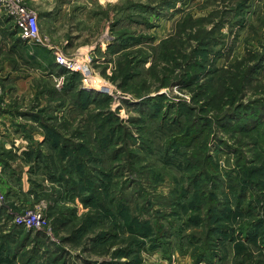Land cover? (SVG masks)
Listing matches in <instances>:
<instances>
[{
  "label": "rangeland",
  "instance_id": "obj_1",
  "mask_svg": "<svg viewBox=\"0 0 264 264\" xmlns=\"http://www.w3.org/2000/svg\"><path fill=\"white\" fill-rule=\"evenodd\" d=\"M39 1L28 6L37 16L40 42H29L25 51L11 48L17 34L9 18H0V115L7 114L10 124L22 133L20 148L14 139L0 140V232L4 224H15V217L28 210L40 211L46 225L29 230L20 226L24 231L19 228L18 235L4 244L8 253L3 254V263L20 264L26 257L23 252L34 247L35 253L27 254L28 259L37 256L32 264H208L195 262L200 253L210 264H264V215H260L264 197L254 200V215H249L247 202L242 206L246 215H221L217 226L241 233L234 234L233 240L217 244L209 231L211 220L204 223L213 211L217 214V197L221 199L217 165L222 173L261 167L264 0H56L53 9L49 2ZM47 9L50 14L44 19ZM3 23L10 28L1 27ZM164 41L177 43L188 62L194 60L182 83L173 79L179 69L174 71L163 58L166 50L159 49ZM37 51L44 53L43 63L31 60L30 67L17 66L16 75L24 79L29 73L31 78L24 81L17 76L18 95L9 88V102L1 104L4 83L15 87L5 64L14 68L13 57ZM56 53L85 62L90 69L87 78L71 72L79 76L75 86L110 97L100 108L89 107L102 113L97 119L79 111L72 105L74 95L63 92L64 73L70 72L55 67ZM257 61L259 69L242 85L235 83L229 97L218 105L220 94L209 73L238 67L245 74ZM169 73V81L177 84L161 83L163 74ZM190 75L195 76L193 84ZM199 85H203L200 98ZM177 102L198 121L200 130L181 132L185 119L173 107ZM256 106L258 116L234 122ZM155 107L162 109L168 128L161 129L159 121L148 117ZM108 114L117 120L108 119ZM243 121L248 132L237 128ZM45 124H51V132L47 133ZM118 125L128 127L131 137L118 140L115 148L126 145L127 150L114 156L100 144L104 130ZM50 137L59 140L57 149L50 146ZM193 155L201 157L194 174L203 170L200 185L207 186L199 199L178 169L179 160ZM78 166L84 167L86 180L96 172L90 178L98 186L94 198H90V185L75 170ZM213 176L216 179L211 182ZM186 187L190 191L184 198ZM131 193L136 201H127ZM140 193L145 197L141 199ZM187 199L201 205V210L184 208ZM229 207L237 209L234 204L225 209ZM139 223L149 224L147 236H135ZM254 227L260 228V235L246 240V231Z\"/></svg>",
  "mask_w": 264,
  "mask_h": 264
},
{
  "label": "trees",
  "instance_id": "obj_2",
  "mask_svg": "<svg viewBox=\"0 0 264 264\" xmlns=\"http://www.w3.org/2000/svg\"><path fill=\"white\" fill-rule=\"evenodd\" d=\"M247 0H244V2L246 3ZM8 22V21H7ZM6 22V23H7ZM10 24L7 27V25L5 23H3V25H1V27H6L10 28ZM7 30H11V29H7ZM16 34V31H15ZM20 39V38H19ZM177 43H170V42H162L161 44H159V49H163L166 50L165 54L163 55L164 60L169 63L172 67L173 70L175 71L177 68L179 69L178 74L173 77V79H180V82L182 83V81H184L182 78L188 75V67L193 65V61L191 63H189V57L187 56V54L185 53V51L183 50L184 48H180L178 47V45H176ZM264 58V53H262L260 55V59ZM191 64V65H190ZM260 67V61L256 62V64L254 66L249 67L246 71L245 74H242L241 71L237 68H235L234 70H231L229 68H217L215 70H212L211 73H209V78H214L211 80V82L216 86L217 85V91L219 92V98L217 97V104L218 105H222L224 103V101L226 100L225 98L228 96L229 97V92L232 91V88L234 86L235 83H240L242 85L243 81H247V79H249L248 77L250 76V74L252 75L255 71H257ZM67 78L65 81V87H62L63 92L64 93H69L71 95H74L75 100L72 101V105H74L79 111H84L86 112V114L90 117V118H98L99 116H101L102 113H100L96 108L94 109H90L89 107L91 105L93 106H97L98 108H100L103 105H106V103L110 100V97L107 95H103L100 93H96L93 91H87L83 88H81V86H75L74 82L77 81V76L78 74L76 73H64ZM164 78L161 80L162 84H166L165 86L171 84H177V82H171V80L169 81V78L172 76L171 73H169L168 75L163 74ZM246 76V78H244ZM178 78V79H177ZM158 81V79H156ZM195 80V76H191L190 75V79L189 81L191 82V84H193V81ZM168 82V83H167ZM203 85H199L198 88V96L199 98L203 95V92L201 91ZM62 92V93H63ZM198 99V98H197ZM181 101V100H180ZM180 102H177L175 105H173V107L175 108L176 111L178 112H182V114H184L183 119L185 124L183 125V127L181 128V132L184 131L185 134H191V132L193 131V129L200 130L199 126H198V121H194L190 118L189 113L187 111V113L183 112V107L179 104ZM168 107H172L170 104L168 105ZM256 108H258V110H260V108L258 106L254 107L253 109H251V114H239L234 122L237 123H241L242 120H244V118H251L252 116H258V110H256ZM155 113L152 115H149L148 117L151 118L152 120H156L160 122V128L161 129H165V119L164 116L161 115V108L160 107H155L154 108ZM104 114V113H103ZM188 114V115H187ZM103 118L105 115H102ZM108 119L111 118H116V116L114 114H108L106 115ZM53 117H47L46 119H52ZM106 118V119H107ZM179 120L180 116L178 117ZM105 119V118H104ZM117 120V118H116ZM250 120H254L250 119ZM48 121V120H46ZM45 121V122H46ZM177 122V121H176ZM257 125L260 124V121L256 122ZM178 125L180 123H177ZM245 121H243L242 124H239L237 126L238 129L241 130H246L248 132L247 127L244 125ZM107 125L102 124V126ZM44 128L47 130L48 132H51L52 126L51 124H45ZM168 128V127H166ZM110 131H105L102 134H106L103 137V144L101 145V148L103 150H112L109 152V154H114V156H116L117 153H119L120 151H126L127 150V146L126 145H122V147L120 149L115 148V146L118 144V140L121 139L123 136H130L131 137V132L128 129V127H123L122 125H118L116 127H112L109 129ZM250 131V129H249ZM200 132V131H199ZM251 132V131H250ZM99 137V134H98ZM53 137H50L49 139L47 138V140H49V144L52 148L57 149L58 145H59V140L58 139H52ZM94 141H96V139H94ZM48 143V142H47ZM88 143L90 144V141H88ZM98 143V142H96ZM77 146V145H76ZM82 146V145H80ZM260 151V159H261V163H260V169L259 167L257 168H253V169H242L240 167H237V172L233 171L232 173L230 172H225L222 173L220 171V169L218 168L217 165V188L222 186L221 189V199H219L217 197V214L213 211V215H208V218L204 219V223H206L207 221L211 220V223L213 224V229L212 226L209 227V231L210 232H214L215 236L214 239L216 237L217 239V244H219V242H221L222 240H233V235L237 234V236H240L241 233H238L239 231L236 229H229V228H225L223 225L217 226V224L220 222L221 220V215H228L229 213H234L236 212L235 215H246L245 212L242 209L243 203L247 202V207H248V212L249 215H254L256 206L253 205V202L256 198L258 197H264V188H260V185H262L264 187V157H262V155H264L263 151ZM262 154V155H261ZM183 156V155H181ZM178 169L179 171L182 173V180L183 181H188L190 185H192L196 190V194H197V198L199 199L200 197V193L202 194H206V192L204 191L205 188L207 186H201L200 183L202 182V179L205 178V173L203 170L198 171L197 174H194V172H196L197 170L200 169V165H201V157L200 156H186V158H184L183 160H179L178 161ZM84 167H76L75 170H77V172L80 174V176L82 178L83 174H82V169ZM193 168H198L193 170ZM96 172H92L89 173L88 176H86L87 180L84 178V183H88L90 186L89 187V193L90 198H94L95 197V192H96V188L98 189V186L92 182L93 179H90L91 177L96 176L95 175ZM63 176V175H62ZM263 178V181H257L254 182L251 178ZM61 179H63L60 176ZM65 181L67 180V178H64ZM91 181H90V180ZM216 178L213 176L211 178V182H213ZM262 183V184H261ZM72 188H76L75 185H72ZM188 187H186L184 192V198L188 197V193L190 190L187 189ZM226 189H229L230 193L227 194L226 193ZM142 191V190H141ZM202 191V192H201ZM143 192V191H142ZM78 194V193H77ZM139 196L142 198L145 197V193L142 194L140 193ZM136 195H133L132 193L127 196V201L129 199V202L131 201H136ZM128 202V203H129ZM144 206L147 207L146 202L143 203ZM236 205L237 209L235 211H231V208L229 207V211L227 208L229 205ZM128 206V205H127ZM252 208H251V207ZM190 209V207L192 209L201 210V205H194L192 202L189 201V199H187V204L184 206V208ZM128 208V207H127ZM214 210L216 209V206H213ZM139 209H145L143 207H139ZM212 209H210L209 211H211ZM224 210V211H223ZM0 213H3V209H0ZM1 215V214H0ZM3 215V214H2ZM260 215H264L260 213ZM126 216V215H125ZM123 216V218L125 217ZM205 217V215H204ZM1 218V217H0ZM9 218V217H8ZM93 220V219H91ZM9 222H7V224H4L3 229L5 228V230L0 232V264H4L3 261L4 259H1L3 254H7L8 252L6 251L7 248H4V244L9 242V239L13 238L14 236L18 235V231L19 228L22 229V227L17 226L16 224H10ZM197 223H201V220L197 219L196 220ZM140 224V231H138L137 233H135V236H141V237H145L147 236L150 231H149V224L148 223H144L143 225L141 223ZM259 224V223H258ZM243 226V224H241L239 227ZM245 228V226H243ZM246 229V228H245ZM23 230V229H22ZM24 231V230H23ZM241 232V231H240ZM247 236H246V240H253L255 239V237H257L258 235H260V228L259 227H254L252 228L250 231H246ZM152 235L154 234V232L151 233ZM38 236H41V232L40 231H36V234ZM192 242H198L196 239H193ZM215 244V242L213 243ZM218 248V247H217ZM25 251V249H22ZM31 252L32 254L35 253L34 251V247H32L29 250H26L24 253L25 260L21 261L20 264H32L33 260L35 257H32L31 259L27 258V254ZM17 252H14L13 257L16 256ZM218 253V250H217ZM218 256V255H217ZM22 258H24V256H22ZM207 262L208 264H210L209 258L206 257V255L204 253H200L198 256L195 257V262L199 263V262ZM112 264H118L117 262H110ZM122 264V263H119Z\"/></svg>",
  "mask_w": 264,
  "mask_h": 264
},
{
  "label": "built area",
  "instance_id": "obj_3",
  "mask_svg": "<svg viewBox=\"0 0 264 264\" xmlns=\"http://www.w3.org/2000/svg\"><path fill=\"white\" fill-rule=\"evenodd\" d=\"M7 17L12 22L17 36L26 42H40L37 16L28 6V0H0V18ZM56 64L68 72H80L84 78L90 77L91 71L85 62L69 59L56 53ZM60 85V81L58 82ZM40 211H25L14 219L15 224L26 229H42L46 220Z\"/></svg>",
  "mask_w": 264,
  "mask_h": 264
},
{
  "label": "crops",
  "instance_id": "obj_4",
  "mask_svg": "<svg viewBox=\"0 0 264 264\" xmlns=\"http://www.w3.org/2000/svg\"><path fill=\"white\" fill-rule=\"evenodd\" d=\"M39 0H28V3H31V2H37ZM42 2H49L51 9H53V5H55V2L56 0H43V1H39V3H42ZM74 0H71L70 3H73ZM48 11H50V9H47V11H45L43 14V18L44 19H47L48 18V15L50 13H48ZM57 20V19H56ZM16 37V36H15ZM14 39V38H13ZM28 45H30L29 42H26V41H22L21 39H19V37L17 36V38H15L11 44V48H14V50H22V51H25L27 50L28 48ZM10 48V47H9ZM21 51V52H22ZM32 56V57H31ZM14 60L17 62L14 63V68L12 67V65L10 67H8L7 64H5V71H8L7 75H8V78H13L14 81H13V85H15V87H7L4 83V91H5V95H4V99L1 101V104H6L9 102V99H7V92L9 91V88H11V90H13L14 92L16 91L17 92V82H19V79H17L16 77L19 76L20 79H23V77H21V75H16V71L18 69L17 66L23 64V66H26V67H30L29 63L31 60H33L34 62H36V64H40V63H43V59H44V53H41L40 52H33L29 53V55H27V53L25 54H22V55H18L16 57H13ZM55 67L56 68H60L58 65L56 66V64L54 63ZM22 66V67H23ZM8 67V68H6ZM61 69V68H60ZM5 74V73H3ZM3 78V77H0V79ZM31 78V75H29L28 73V76L25 77L23 80L24 81H28L29 79ZM3 80V79H2ZM14 88V89H12ZM15 92V93H16ZM17 94V93H16ZM18 95V94H17ZM8 101V102H7ZM19 123H16V125H18ZM14 125V124H13ZM18 131L12 126V124H10V119L7 118V114H2L0 115V140H5V141H8V140H11V139H14V145H17L18 148H20V146H22V133L20 130V128H17Z\"/></svg>",
  "mask_w": 264,
  "mask_h": 264
},
{
  "label": "bare ground",
  "instance_id": "obj_5",
  "mask_svg": "<svg viewBox=\"0 0 264 264\" xmlns=\"http://www.w3.org/2000/svg\"><path fill=\"white\" fill-rule=\"evenodd\" d=\"M61 68V67H60Z\"/></svg>",
  "mask_w": 264,
  "mask_h": 264
}]
</instances>
